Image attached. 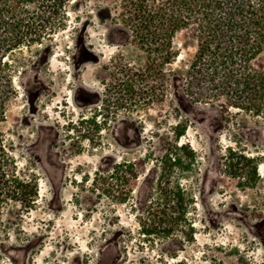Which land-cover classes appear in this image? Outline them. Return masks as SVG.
I'll use <instances>...</instances> for the list:
<instances>
[{"label": "rangeland", "instance_id": "obj_1", "mask_svg": "<svg viewBox=\"0 0 264 264\" xmlns=\"http://www.w3.org/2000/svg\"><path fill=\"white\" fill-rule=\"evenodd\" d=\"M167 1L0 7V264H264V108L184 95L195 39L135 28Z\"/></svg>", "mask_w": 264, "mask_h": 264}, {"label": "trees", "instance_id": "obj_2", "mask_svg": "<svg viewBox=\"0 0 264 264\" xmlns=\"http://www.w3.org/2000/svg\"><path fill=\"white\" fill-rule=\"evenodd\" d=\"M23 1L0 0V7L18 18L20 26L25 23L23 11L18 10ZM250 1L168 0L151 9L141 7L135 28L141 41L160 51L171 49L179 32L188 31L195 39L197 52L183 80L190 101L214 102L222 114L228 106L259 114L264 108V69L252 62L264 53V0ZM26 28V32L24 27L8 32V48H18L28 35H36L32 26ZM183 205V199L176 200L178 209Z\"/></svg>", "mask_w": 264, "mask_h": 264}, {"label": "flooded vegetation", "instance_id": "obj_3", "mask_svg": "<svg viewBox=\"0 0 264 264\" xmlns=\"http://www.w3.org/2000/svg\"><path fill=\"white\" fill-rule=\"evenodd\" d=\"M30 113L31 114H36V106H34L33 104H30ZM28 116H31V115H28ZM33 117H35V116H33ZM46 126H49V127H52L51 125H49V124H46ZM59 138V137H58ZM61 197V196H60ZM62 197H63V195H62ZM61 197V198H62ZM39 237L41 238L42 237V235H39ZM36 244L35 243H32L31 245H29V247H28V249H31V247L30 246H35Z\"/></svg>", "mask_w": 264, "mask_h": 264}]
</instances>
